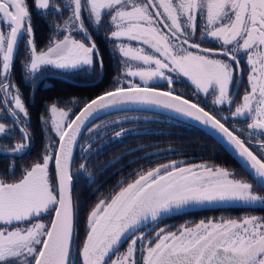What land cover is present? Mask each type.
I'll use <instances>...</instances> for the list:
<instances>
[{
	"label": "snow or ice",
	"instance_id": "6c2138e0",
	"mask_svg": "<svg viewBox=\"0 0 264 264\" xmlns=\"http://www.w3.org/2000/svg\"><path fill=\"white\" fill-rule=\"evenodd\" d=\"M34 7L43 10L45 16L50 8L58 16L65 11L71 14L63 27L56 29L62 38L52 40L45 51L38 52L27 0H0V109L11 116L14 125H19L22 117L28 118L19 89L10 81L19 39L27 35L29 60L25 67L32 78L42 67L91 68L99 51L83 13L97 29L105 18L109 20L107 39L124 58L123 74L138 77L140 83L129 81L128 87L117 86L87 102L71 120L70 110L50 106L45 122H50L51 131L58 137L55 152H46L42 162L25 169L18 181L0 178V264H77L72 256L73 147L85 123L109 108L154 106L210 126L234 147L256 182L264 187V158H258L243 140L198 104L149 86L160 80L171 88L175 81L166 73H174L186 77L198 93L211 94L214 105L231 106V86L239 83L234 80L233 64L240 69L238 54L242 52L249 71L248 89L232 116L250 121L249 136L264 137V0H66L64 7L51 5L50 0H34ZM198 19L203 21L201 39L217 42L219 48H203L191 39ZM74 33L82 38L77 39ZM133 41L140 46H132ZM99 63L102 67V59ZM11 131L0 122V135ZM19 131L22 140L28 141L27 127L21 126ZM260 143L264 151V140ZM27 146L18 143L13 152ZM50 164H54L55 180ZM80 168L83 170L85 164ZM10 171L14 175V165ZM223 202L252 205L264 203V198L253 193L252 184L235 179L224 168L183 167L173 161L150 169L91 210L86 238L78 252L79 264H137L136 246L145 240L147 246L140 250L139 264H264V218L256 216L219 223L200 221L177 231L161 228L154 239L143 235L132 239L126 253L111 259L122 239L141 225L190 205ZM46 215L51 216L48 223L42 221Z\"/></svg>",
	"mask_w": 264,
	"mask_h": 264
},
{
	"label": "flooded vegetation",
	"instance_id": "af4514ba",
	"mask_svg": "<svg viewBox=\"0 0 264 264\" xmlns=\"http://www.w3.org/2000/svg\"><path fill=\"white\" fill-rule=\"evenodd\" d=\"M65 2L66 0H50L51 5L59 7H64ZM27 3L31 13L34 43L38 52L45 51L52 40L62 38L56 29L63 27L64 21L71 13L65 11L58 16L51 13L50 8V14L45 16L42 15L43 10H37L34 7V0H27ZM82 15L99 51L97 62L91 68L85 66L74 70H60L50 66L42 67L36 77L32 78L25 67L29 60L26 51L27 35L19 39L10 70V81L19 89L28 118L22 117L21 123L14 125L11 116L0 109V122L5 124L6 129H12L6 135H0V178L5 182L18 181L22 178L25 169L42 162L46 152L49 150L55 152L58 139L51 131L50 122H45L48 120L51 105L56 104L65 111L70 110L68 119L71 120L90 99L117 86H128L129 81L140 83L138 77L132 78L123 74L122 61L124 58L119 54L114 42L107 39L110 36L109 20L105 18L97 29L88 22L86 13ZM202 27L203 21L198 19L196 33L191 39L200 43L203 48H219V43L210 39H201ZM74 35L77 39L82 38L79 34L74 33ZM124 43L129 42L125 40ZM130 43L134 47L140 46L134 41ZM191 51L197 52L198 50L191 49ZM238 55L241 60L240 69H235L234 64L233 67L234 80L239 83H233L231 86L233 100L231 106L228 104L214 105L211 94L206 96L198 93L186 77H178L174 73H166L175 81L171 88L168 87L166 81L160 80L152 82L149 86H155L162 91H172L198 104L243 140L258 158H264L260 143L264 137L249 136L251 130L247 128V124L250 121L232 116L248 89L249 71L246 56L242 52ZM220 58L226 59L225 57ZM100 59L103 61L102 67L99 63ZM129 63L136 65V62L130 61ZM0 69H2V63H0ZM21 126L27 127L28 141L21 138L19 131ZM200 131L184 122L152 112L122 111L99 118L88 126L76 146L71 167L73 206L74 200L77 199V191L83 196L90 195L92 201L89 205H96L100 200H110L120 188L134 182L139 175L162 164H171L173 161L183 167L208 165L213 168H224L223 152L209 139V136ZM117 132H121L122 135L117 136ZM18 143H27L28 146L21 152L14 153L13 149ZM82 163L85 164L83 170L80 168ZM13 165L14 175L10 171ZM50 174L55 180L54 164H50ZM247 179L257 185L249 175ZM257 189L260 190V187ZM260 196L264 198L263 191ZM262 204L263 207L257 208H215L162 218L134 234L111 259H114L123 247L127 248L132 239L141 235L146 236L147 239H154L156 232L161 228L172 231L201 220L219 223L221 220H239L251 216L264 218V203ZM50 219L51 216L46 215L42 221L48 223ZM78 237L79 229L75 221L72 256H76L77 264H79L78 252L84 241L78 245ZM137 244L141 250L147 244V240L143 244L138 241Z\"/></svg>",
	"mask_w": 264,
	"mask_h": 264
},
{
	"label": "water",
	"instance_id": "95a60500",
	"mask_svg": "<svg viewBox=\"0 0 264 264\" xmlns=\"http://www.w3.org/2000/svg\"><path fill=\"white\" fill-rule=\"evenodd\" d=\"M19 42V41H18ZM15 53V52H14ZM129 86V84H128ZM128 86H125L128 87ZM123 87V86H122ZM115 89V88H114ZM114 89H111L109 91H113ZM107 91V92H109ZM162 91V90H160ZM106 93V92H105ZM104 94V93H103ZM101 94V95H103ZM99 95V96H101ZM176 95V94H175ZM97 96V97H99ZM97 97H95L94 99H96ZM183 98V97H182ZM92 99V100H94ZM185 99V98H184ZM90 100V101H92ZM89 101V102H90ZM191 102V101H190ZM193 103V102H192ZM85 106V105H84ZM83 106V107H84ZM82 107V108H83ZM81 108V109H82ZM122 111H144V112H152V113H156V114H160L163 116H167L170 117L172 119H176L178 121L184 122L186 124H189L199 130H201L202 132H204L205 134H207L208 136H210L212 139H214L220 146H222L227 153L240 165V167L250 176V178L260 187L264 190V187L261 186L260 183L256 182V180L254 179L253 175L251 174V169L248 166V164L244 161V159H242L237 151L234 149V147L230 146L226 139L223 137V135L221 133H219L218 131H216L215 129H212L210 126H205L204 124L192 120L191 118H187L178 114H175L169 110H164L161 108H157L154 106H146V105H134V104H127V105H121L119 107H115V108H109L105 111H101L96 113L93 117H91L83 126V128L80 131V134L78 135L77 138V142L73 147V154H72V160H71V165H70V172H71V167H72V161H73V157H74V153L76 150V146L80 140V137L82 136V134L84 133V131L88 128L89 125H91L93 122H95L96 120H98L99 118H102L106 115L112 114V113H116V112H122ZM80 112V111H79ZM78 112V113H79ZM77 113V114H78ZM76 114V115H77ZM75 118V116H74ZM73 118V119H74ZM235 135V134H234ZM247 147V146H246ZM250 150V149H249ZM72 188H73V180H72V184H71V195H72ZM73 200V198H72ZM230 207H249V208H257V207H263V204L261 202H258L256 204H245L242 202H223V203H205V204H200V205H190L186 208L180 209V210H174L171 213L162 215V218H166V217H170V216H174V215H178V214H182V213H191V212H197V211H203V210H208V209H215V208H230ZM159 219V220H160ZM153 222L149 221L146 224L141 225L140 229L136 230L134 234H136L139 230H141L142 228L146 227L147 225L151 224ZM133 233H129L128 235H126L122 241L120 246L118 247V249L124 244L126 243L133 235ZM73 238H74V233H73ZM85 241V240H84ZM72 248H73V243H72ZM73 258L75 259V255H73Z\"/></svg>",
	"mask_w": 264,
	"mask_h": 264
},
{
	"label": "trees",
	"instance_id": "16d2710c",
	"mask_svg": "<svg viewBox=\"0 0 264 264\" xmlns=\"http://www.w3.org/2000/svg\"><path fill=\"white\" fill-rule=\"evenodd\" d=\"M91 100V99H90ZM200 131V130H199ZM202 132V131H200ZM204 135V132H202ZM208 136V135H207ZM209 139L216 145L218 146V148L220 149L221 152H223L224 154V167H233V168H237L240 172L244 173L246 176H248V174L240 167V165L227 153V151L220 146L214 139H212L209 136ZM261 190L264 192V190L261 188ZM78 193V192H77ZM77 199L74 200V209H75V221H76V226L79 229V237H78V245H81L82 241L85 238V234L84 231L86 230V223H85V219L86 216L88 215V213L90 212V208L91 206L89 204H86V202L80 198L79 194H77ZM83 202V203H81ZM79 226H78V225ZM87 232V230H86Z\"/></svg>",
	"mask_w": 264,
	"mask_h": 264
},
{
	"label": "rangeland",
	"instance_id": "374dc122",
	"mask_svg": "<svg viewBox=\"0 0 264 264\" xmlns=\"http://www.w3.org/2000/svg\"><path fill=\"white\" fill-rule=\"evenodd\" d=\"M57 139H58V137H57ZM224 169H227L228 171H229V173L232 175V176H234V178L235 179H237V180H242V181H246V182H248V183H250V184H252V191H253V193H255V194H257L258 196H260V194H261V188H260V190H258L257 189V187H259L258 185H254V183L250 180V179H247V177L248 176H246L244 173H242V172H240L237 168H233V167H224ZM252 182V183H251ZM78 192V191H77ZM77 194H79V193H77ZM79 196H80V198H82L85 202H86V204H90V202L92 201V197L89 195H86V196H83V195H81V194H79ZM261 197V196H260ZM262 198V197H261ZM81 203H83V202H81ZM95 207V205H91V208H90V212H91V210L93 209ZM89 212V213H90ZM89 213H88V215H89ZM88 215L86 216V219H85V223H86V225H87V218H88ZM201 221H205V220H201ZM200 221H198V222H196V223H194V224H192V225H189V226H194L195 224H198ZM206 222V221H205ZM181 228V227H180ZM180 228H175L174 230H172V231H177L178 229H180ZM85 236V238H86V234L84 235ZM85 238H84V240H85ZM78 241V240H77ZM131 244V243H130ZM147 246V244L145 245V247ZM128 247H129V244H128ZM128 247L127 248H125L124 249V247L122 248L123 250L122 251H120L115 257H114V259H116L117 258V256H122L126 251H127V249H128ZM137 253H136V260H137V264H139V262H140V256H141V251H140V246H138V244H137ZM75 259H76V256H75Z\"/></svg>",
	"mask_w": 264,
	"mask_h": 264
}]
</instances>
